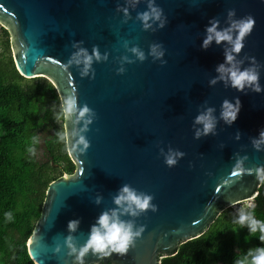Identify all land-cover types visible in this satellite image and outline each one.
<instances>
[{"label":"water","instance_id":"1","mask_svg":"<svg viewBox=\"0 0 264 264\" xmlns=\"http://www.w3.org/2000/svg\"><path fill=\"white\" fill-rule=\"evenodd\" d=\"M147 3L138 0L132 7L131 0H0V23L10 31L19 74L28 80L46 78L59 97L74 89L78 103H87L97 114L86 134L87 152L67 148L75 173L47 189L26 245L35 264H71L66 247L53 252L68 235V222L81 220L74 235L83 244L96 217L115 207L112 197L126 183L153 194L158 210L122 217L146 225L126 255L98 260L89 253L86 264H162L180 245L204 235L226 209L259 196L263 181L255 172H233L235 160L245 155L246 167L264 165V150L252 144L264 128V91L239 92L223 81L210 86L224 60L223 46L213 42L203 49L201 44L211 17L225 26L229 9L236 10L233 19L252 15L255 24L238 59L248 67L250 57L256 58L264 86V0H156L168 22L155 31L143 30L137 18ZM118 5L129 8L127 16ZM153 42L163 44L167 63L150 55L140 62L129 51L139 45L147 55ZM94 46L108 53L107 61L93 64L94 78L91 73L81 76L76 65L64 67L78 48L91 52ZM123 56L135 62L123 63L126 71L119 74ZM237 96L242 106L228 126L220 119L221 104ZM207 106L216 109L217 135L195 139L194 117ZM169 147L185 153L171 168L161 154ZM98 195L103 196L100 204L95 203Z\"/></svg>","mask_w":264,"mask_h":264},{"label":"clouds","instance_id":"2","mask_svg":"<svg viewBox=\"0 0 264 264\" xmlns=\"http://www.w3.org/2000/svg\"><path fill=\"white\" fill-rule=\"evenodd\" d=\"M137 3L138 0H131L132 7H135ZM117 8L122 10L125 16L128 15V7L121 9L118 5ZM235 15L236 10L229 9L225 26H221V21L216 17H211L205 26L201 47L208 49L215 42L217 45L223 46L224 54V60L215 68L217 76L209 80V85L214 86L218 81H223L225 87L234 88L239 92H245L246 88H250L252 91L259 93L264 91V86L260 84L262 65L254 56L250 57L251 64L248 67H243L242 62L238 59V55L245 47V38L253 30L255 18L249 14L245 17L233 19ZM137 18L141 22L143 30L146 31L149 29L153 31L163 29L168 22L164 10L156 3V0H148L146 9L138 12ZM125 47H128L127 42ZM129 51L140 62L145 61L147 56L150 55L153 61H159L162 65L167 63L164 59L166 49L160 42L151 43L147 55L139 45L131 46ZM34 59L38 64L40 57ZM107 59L108 53L101 54L98 46H94L91 52L87 48H78L67 59L64 67L70 69L73 65H76L80 68L81 76H88L91 73L94 78L95 69L92 67L93 64L107 61ZM134 62L130 57L123 56L122 66L116 69L117 73L123 74L126 71L123 63ZM59 100V110L56 111L55 106L53 107L54 119L60 124V130L55 133V136L66 148H71L72 152L85 154L90 147V140L86 134L90 130L89 126L97 118V114L87 103L82 106L78 103V95L74 89L60 96ZM241 106V100L238 96L234 97V102L228 99L223 100L220 119L231 126L237 119ZM215 112L214 106H207L194 117L195 139L217 135L218 119ZM69 124L71 127H69ZM240 137L241 133L237 131L235 138L239 140ZM32 140L33 145L29 147L28 151L32 155H36L35 145L41 143V138L34 136ZM252 144L256 150H264V128L260 129L259 134L252 138ZM161 154L164 157L165 164L170 168L177 165L178 161L185 156L183 151L172 147H169L167 152L161 149ZM247 159L248 157L245 155L235 160L234 167L237 172H233V175L255 172L257 178L264 181V165L246 167L245 161ZM225 183H228V181L226 180ZM102 200L103 196L98 195L95 203L100 204ZM153 200V194L140 191L127 183L123 184L112 197L115 207L101 211L99 216L96 217L95 223L90 226L83 244L79 243L78 238L74 235L80 226L81 220L79 218L71 219L67 224L68 235L64 237L62 244H56L53 249L54 254L60 253L66 247V255L72 258L71 264H86V257L89 253L96 256L98 260L109 258L113 254L121 257L126 255L130 248L135 246L136 241L142 237L146 225L140 224L137 226L135 219L125 220L122 217L136 218L149 209L156 212L158 206L152 202ZM209 207V205H206V209ZM4 216L8 221L13 219L11 211L5 212ZM233 224L240 228L247 227L249 234L252 236L258 234V239L262 242L261 246L249 248L245 254L238 256L235 259V264H264V220L256 217L255 205L252 200L244 201L243 206L237 209Z\"/></svg>","mask_w":264,"mask_h":264},{"label":"trees","instance_id":"3","mask_svg":"<svg viewBox=\"0 0 264 264\" xmlns=\"http://www.w3.org/2000/svg\"><path fill=\"white\" fill-rule=\"evenodd\" d=\"M0 46L5 50L0 53V264H35L26 245L47 189L56 179L73 175L76 165L55 136L60 130L53 115V107L58 111L60 103L55 86L46 78L28 80L19 74L10 31L1 23ZM44 132V146L51 156L47 163L37 159L41 143L35 145L36 155L28 151L32 138L42 139ZM263 194L264 190L253 200L256 217L262 220ZM8 211L13 214L11 221L4 216ZM236 214L233 207L226 209L204 235L180 245L162 264H235L249 248L262 245L258 234L252 236L247 227L233 224Z\"/></svg>","mask_w":264,"mask_h":264},{"label":"flooded vegetation","instance_id":"4","mask_svg":"<svg viewBox=\"0 0 264 264\" xmlns=\"http://www.w3.org/2000/svg\"><path fill=\"white\" fill-rule=\"evenodd\" d=\"M40 134L43 138L41 139V144H40L39 152L37 154V159H39L42 162L47 163L50 160L51 156L48 152H46V149L44 146V139L46 138V137H44L45 132L40 133ZM52 134H54V131L52 132ZM263 190H264V186L262 184V187L259 189V195H260L261 191H263ZM263 200H264V194H263Z\"/></svg>","mask_w":264,"mask_h":264},{"label":"rangeland","instance_id":"5","mask_svg":"<svg viewBox=\"0 0 264 264\" xmlns=\"http://www.w3.org/2000/svg\"><path fill=\"white\" fill-rule=\"evenodd\" d=\"M4 51H5V50L3 49V47L0 46V53H1V52H4ZM11 54H12V56H13V54H14L13 51L11 52ZM65 176H66V175H65ZM252 202H253V201H252ZM242 206H243V204H240V205H238V206H234V207H233V210H234L235 212H237V209L240 208V207H242Z\"/></svg>","mask_w":264,"mask_h":264}]
</instances>
